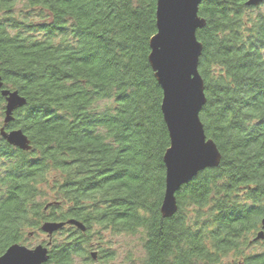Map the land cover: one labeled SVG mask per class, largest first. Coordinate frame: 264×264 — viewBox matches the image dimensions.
<instances>
[{
	"label": "trees",
	"instance_id": "1",
	"mask_svg": "<svg viewBox=\"0 0 264 264\" xmlns=\"http://www.w3.org/2000/svg\"><path fill=\"white\" fill-rule=\"evenodd\" d=\"M202 0L196 32L206 104L199 119L217 168L176 194L163 219L169 147L161 90L148 64L156 0H0V77L25 101L0 130V256L44 223L45 264L113 259L91 229L143 233L140 264H264V3ZM109 104L100 109L99 103ZM5 100L0 95V117ZM65 233L64 240L52 237ZM96 259L92 260L91 254Z\"/></svg>",
	"mask_w": 264,
	"mask_h": 264
},
{
	"label": "water",
	"instance_id": "2",
	"mask_svg": "<svg viewBox=\"0 0 264 264\" xmlns=\"http://www.w3.org/2000/svg\"><path fill=\"white\" fill-rule=\"evenodd\" d=\"M202 0H156V33L149 41L148 64L161 90L160 112L165 124L169 147L163 156L165 169L164 193L159 209L163 219L177 212L176 194L199 173L218 167L221 155L212 140L204 134L199 114L206 104L204 82L198 73V62L203 47L196 32L205 26L198 17ZM264 0H247V7H257ZM0 95L5 100L4 124L12 113L24 106L17 92L3 89L0 77ZM179 130V136L177 131ZM1 138L11 147L29 151L26 136L19 130H0ZM74 226L84 232V227L73 220L66 223L47 222L41 231L49 238L64 225ZM256 240H264V218ZM96 259L95 253L91 254ZM48 260L46 246L28 249L22 245L10 246L1 256L0 264H45Z\"/></svg>",
	"mask_w": 264,
	"mask_h": 264
},
{
	"label": "rangeland",
	"instance_id": "3",
	"mask_svg": "<svg viewBox=\"0 0 264 264\" xmlns=\"http://www.w3.org/2000/svg\"><path fill=\"white\" fill-rule=\"evenodd\" d=\"M109 102L103 101L99 103L100 109L107 106ZM0 122H4V117H0ZM32 236L26 237L27 240L24 247L33 249L36 246L44 245L47 241L45 234H42L39 230H33ZM90 233V247L92 251L104 250L113 255V259L103 263L94 264H140L141 259L144 256L142 249L143 233L136 232L133 235L128 234H114L110 230L91 229ZM65 233H59L52 237L53 241L60 242L64 240ZM264 249V245H257L252 251L259 253ZM87 259L77 258L74 264H88ZM91 264V263H89Z\"/></svg>",
	"mask_w": 264,
	"mask_h": 264
},
{
	"label": "snow or ice",
	"instance_id": "4",
	"mask_svg": "<svg viewBox=\"0 0 264 264\" xmlns=\"http://www.w3.org/2000/svg\"><path fill=\"white\" fill-rule=\"evenodd\" d=\"M177 135L179 136V130L177 131Z\"/></svg>",
	"mask_w": 264,
	"mask_h": 264
}]
</instances>
